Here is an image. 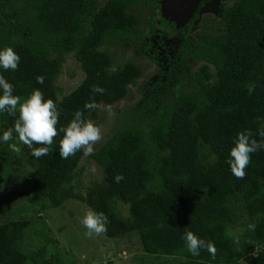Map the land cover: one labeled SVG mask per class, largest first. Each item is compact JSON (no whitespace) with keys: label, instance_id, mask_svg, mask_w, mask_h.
Masks as SVG:
<instances>
[{"label":"trees","instance_id":"obj_1","mask_svg":"<svg viewBox=\"0 0 264 264\" xmlns=\"http://www.w3.org/2000/svg\"><path fill=\"white\" fill-rule=\"evenodd\" d=\"M158 4L0 0V50L11 47L21 57L17 71L0 69V75L13 84L22 102L35 89L54 100L60 111L57 127H66L94 95L92 85L106 89L95 95L98 103L113 105L136 83L141 67L130 61L112 67L105 48L141 44L148 49ZM143 8L148 11L144 19ZM220 21L214 32L207 21L193 36L191 23L178 32L170 67H186L188 86H176L157 108L146 102L148 111L124 119L88 156L101 169L102 179L92 181L83 195L74 194L69 185L82 170L84 155L59 156L63 133L48 155L36 158L14 132L13 140L0 142V165L27 168L44 205L58 207L75 198L103 212L109 220L103 235L135 239L142 255L172 258L174 264H238L243 259L264 264V150L252 155L244 179L234 177L227 163L238 132L250 129L259 141L264 130V120L257 122V117L264 118V0H236L222 9ZM68 54L84 78L61 95L56 80ZM37 76L45 78L43 84ZM249 83L255 84L252 95ZM98 112L85 110L84 116L94 120ZM16 118L0 113V136L14 127ZM12 143L19 153L10 149ZM117 174L124 176L120 183L114 180ZM30 224L28 219L0 222V264H76L57 248L58 241L41 232L44 226L39 230L42 241L24 251L21 236ZM186 231L212 242L215 259L203 249L199 256L191 255L182 238Z\"/></svg>","mask_w":264,"mask_h":264},{"label":"rangeland","instance_id":"obj_2","mask_svg":"<svg viewBox=\"0 0 264 264\" xmlns=\"http://www.w3.org/2000/svg\"><path fill=\"white\" fill-rule=\"evenodd\" d=\"M235 1L213 0L197 11L198 16L193 17L194 10L197 9L196 5L193 9L190 7L187 10L186 8L191 5L185 4L183 13H180L181 9L178 12H170L166 9V5L162 4V0L156 7L152 18L155 36L148 49H144L141 44H119L105 48L112 57V67L130 61L138 64L142 73L136 83L129 86L126 96L111 105L113 116L110 117L106 111L99 110L93 121L102 128L104 139L95 148L110 138L124 119L132 118L144 111L146 102L152 103V107L157 108L158 104L168 99L176 86L178 88L188 86L186 67L175 64L170 67L177 53L176 34L191 23L189 36H193L195 32L201 31L206 21L209 29L214 32V28L221 23L219 14L222 9L232 5ZM147 13L148 11L143 8L142 19ZM160 31L162 35L158 37L157 33ZM200 64L202 63L193 65V69ZM83 78L84 73L77 60L71 54L66 55L62 73L56 80V86L61 95L71 91ZM157 82L159 83L154 88ZM79 167L82 170L69 186H72L74 194L83 195L92 181L102 179V171L88 156H82ZM44 204L34 189L27 168L0 165V222L10 219L31 221L30 226L21 236L20 245L24 251L29 252L33 246H37L42 241V237H39V230L44 226L41 232L50 237L52 241H58L57 248L68 254L66 259L68 257L69 262L73 260L76 264H105L111 260L114 264H174L172 258L142 255L137 251L138 245L133 238L113 240L103 234L88 238L81 220L91 208L81 200L71 198L58 207ZM123 213H127L126 209ZM52 245L55 246V243L53 242ZM238 264H251V262L249 259H243Z\"/></svg>","mask_w":264,"mask_h":264},{"label":"clouds","instance_id":"obj_3","mask_svg":"<svg viewBox=\"0 0 264 264\" xmlns=\"http://www.w3.org/2000/svg\"><path fill=\"white\" fill-rule=\"evenodd\" d=\"M21 57L11 47H5L0 50V69L4 71H17L19 69ZM43 76H37V83H44ZM0 113H7L10 116L17 117L14 127L8 128L0 136V142L8 143L13 140V133L18 136V141L31 149L32 156L40 158L48 155L52 151V145L55 138L63 133L59 140V156L62 159H68L75 156L77 152H83L84 156L94 154L95 146L103 141V130L93 120L84 116V111L89 113L97 110L106 111L109 116H113L111 105H104L95 100V95H103L106 89L99 85H92L91 92L94 94L88 102L85 103L83 110H77L74 118L66 127L58 128L60 111L57 103L52 99H45L41 90L35 89L29 97L23 100L19 95L14 94V86L3 75H0ZM255 91V84L247 85L249 95ZM18 114V116H17ZM264 118L257 117V122ZM260 140L255 138L254 133L248 129L237 133L234 140V146L230 149V158L227 163L230 166L231 173L237 179H244L246 169L252 162V155L260 150H264V130L258 133ZM39 145V147H33ZM12 151L19 153L21 149L17 144H9ZM95 171V169H93ZM124 179L122 174L114 177L116 183ZM108 217L103 212L88 210L81 220V224L86 229L85 235L88 238L106 234ZM251 229H255V224H250ZM186 248L193 256H199L200 251L206 250L212 256L216 257L217 249L210 241L195 235L192 231H186L183 235ZM239 243V240H236Z\"/></svg>","mask_w":264,"mask_h":264},{"label":"flooded vegetation","instance_id":"obj_4","mask_svg":"<svg viewBox=\"0 0 264 264\" xmlns=\"http://www.w3.org/2000/svg\"><path fill=\"white\" fill-rule=\"evenodd\" d=\"M161 1L162 0H159V4L158 5H160V3H161ZM193 1H195V0H172L171 1V6L172 7H168V10L170 11V12H178V11H180V9H181V7H182V5H183V7L185 6V4H193L192 2ZM197 1V5H196V7H197V9L196 10H194V14H193V17H195V16H198V10L199 9H201V8H203L205 5H207V4H209L210 2H212L213 0H196ZM228 6H230V5H228ZM195 7V8H196ZM227 7V6H226ZM219 17H220V19H221V12H220V14H219ZM192 27V26H191ZM161 32V31H160ZM160 32H158L157 34H158V37H160V35H162V32H161V34H159ZM164 33V32H163ZM178 34V33H177ZM176 34V40H178V44H179V42H180V40L178 39L179 37H178V35ZM155 36V35H154ZM154 38V37H153ZM153 38H152V40H153ZM178 47V46H177Z\"/></svg>","mask_w":264,"mask_h":264},{"label":"water","instance_id":"obj_5","mask_svg":"<svg viewBox=\"0 0 264 264\" xmlns=\"http://www.w3.org/2000/svg\"><path fill=\"white\" fill-rule=\"evenodd\" d=\"M171 1L172 0H163V3L162 4H165L166 5V9L168 10V7L170 6L171 7ZM189 5H191V6H188L186 9L187 10H189L190 9V7H191V9H193V6H195V5H197V1L195 0V1H193V4H189ZM182 11H184V7H183V5H182V7H181V12L180 13H183Z\"/></svg>","mask_w":264,"mask_h":264}]
</instances>
